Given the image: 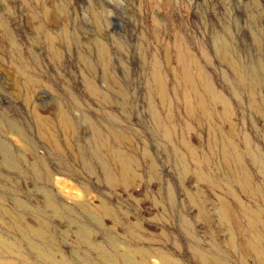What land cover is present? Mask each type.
<instances>
[{
    "label": "rangeland",
    "instance_id": "rangeland-1",
    "mask_svg": "<svg viewBox=\"0 0 264 264\" xmlns=\"http://www.w3.org/2000/svg\"><path fill=\"white\" fill-rule=\"evenodd\" d=\"M125 251L264 264V0H0V264Z\"/></svg>",
    "mask_w": 264,
    "mask_h": 264
},
{
    "label": "bare ground",
    "instance_id": "bare-ground-1",
    "mask_svg": "<svg viewBox=\"0 0 264 264\" xmlns=\"http://www.w3.org/2000/svg\"><path fill=\"white\" fill-rule=\"evenodd\" d=\"M243 82V81H242ZM222 213H223V216H224V218L226 219V220H228V221H233L234 220V218H233V216H232V213L230 212V210H229V208L228 207H223L222 208ZM232 244H234V241L232 240V242H231ZM241 248V247H240ZM124 257H125V261H126V263H130V260H129V258H130V254H129V252H127V251H125L124 252ZM60 264H69L67 261H60Z\"/></svg>",
    "mask_w": 264,
    "mask_h": 264
}]
</instances>
